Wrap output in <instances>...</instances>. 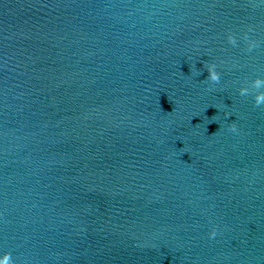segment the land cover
I'll use <instances>...</instances> for the list:
<instances>
[{
    "label": "water",
    "instance_id": "water-1",
    "mask_svg": "<svg viewBox=\"0 0 264 264\" xmlns=\"http://www.w3.org/2000/svg\"><path fill=\"white\" fill-rule=\"evenodd\" d=\"M256 76L264 0H0V255L264 264Z\"/></svg>",
    "mask_w": 264,
    "mask_h": 264
},
{
    "label": "clouds",
    "instance_id": "clouds-1",
    "mask_svg": "<svg viewBox=\"0 0 264 264\" xmlns=\"http://www.w3.org/2000/svg\"><path fill=\"white\" fill-rule=\"evenodd\" d=\"M245 39H247V33H245ZM227 40L230 44L235 46L237 44V39L234 34H229L227 36ZM256 47V41H249L248 48L249 50ZM209 75L207 77L208 80L211 82L218 83L221 78L220 72L217 71V66L214 63L207 64L206 67ZM239 93L241 96H248L249 94L253 95V101L255 106H262L264 105V77L256 76L254 79L251 80L250 86H241L239 88ZM230 131L235 132L237 131L235 123L230 125ZM217 234L216 228L213 227L211 232L209 233L210 237H215ZM0 264H13L11 254L5 252L3 255H0Z\"/></svg>",
    "mask_w": 264,
    "mask_h": 264
}]
</instances>
